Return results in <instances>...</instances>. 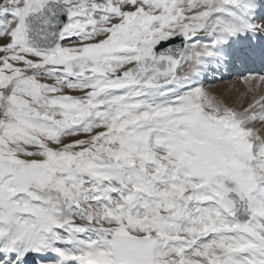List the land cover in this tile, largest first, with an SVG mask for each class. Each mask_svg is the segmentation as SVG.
Here are the masks:
<instances>
[{
    "label": "snow or ice",
    "instance_id": "snow-or-ice-1",
    "mask_svg": "<svg viewBox=\"0 0 264 264\" xmlns=\"http://www.w3.org/2000/svg\"><path fill=\"white\" fill-rule=\"evenodd\" d=\"M237 64L264 0H2L0 264H264V71L204 86Z\"/></svg>",
    "mask_w": 264,
    "mask_h": 264
},
{
    "label": "rangeland",
    "instance_id": "rangeland-1",
    "mask_svg": "<svg viewBox=\"0 0 264 264\" xmlns=\"http://www.w3.org/2000/svg\"><path fill=\"white\" fill-rule=\"evenodd\" d=\"M0 2H2V0H0ZM235 74L237 75V72ZM247 74L248 73H243L241 75H247ZM236 75L227 76V79L215 80L212 82H209V81H207V79H205L204 86L207 88H217L216 90H218V91H224V88H223L224 85L223 86H221V85L224 83L225 84H231V83L237 82L241 75H237V76ZM236 89L240 92H243V87L241 85H239L238 83L236 84ZM261 92H262V94H264V86H261ZM237 102H239V101H237Z\"/></svg>",
    "mask_w": 264,
    "mask_h": 264
},
{
    "label": "bare ground",
    "instance_id": "bare-ground-1",
    "mask_svg": "<svg viewBox=\"0 0 264 264\" xmlns=\"http://www.w3.org/2000/svg\"><path fill=\"white\" fill-rule=\"evenodd\" d=\"M239 66V67H238ZM236 68H239V69H236ZM240 65L239 64H237L235 67H233V68H231L228 72H226L225 73V77H224V79H227V76H232V75H236L235 73L237 72V71H240ZM243 72V71H242ZM238 73V72H237ZM212 73H209L208 74V76L205 78V79H207V81H209V82H212V81H215L213 78H212ZM215 75H217V76H219L220 74L219 73H216ZM204 82H205V80H204ZM223 85H225V83L224 84H222L221 86H223ZM211 86V85H210ZM212 89H217V88H212ZM223 89V88H222ZM256 128H257V130H258V134L259 135H261V136H264V127H261V125H260V123L258 122L257 124H256Z\"/></svg>",
    "mask_w": 264,
    "mask_h": 264
},
{
    "label": "water",
    "instance_id": "water-1",
    "mask_svg": "<svg viewBox=\"0 0 264 264\" xmlns=\"http://www.w3.org/2000/svg\"><path fill=\"white\" fill-rule=\"evenodd\" d=\"M176 43H179V41H175ZM165 47H167V45H164Z\"/></svg>",
    "mask_w": 264,
    "mask_h": 264
}]
</instances>
